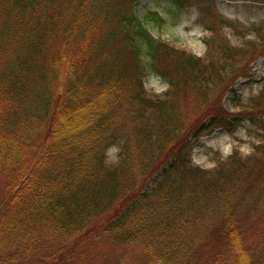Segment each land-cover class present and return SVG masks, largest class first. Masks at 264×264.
I'll return each instance as SVG.
<instances>
[{
	"label": "trees",
	"instance_id": "1",
	"mask_svg": "<svg viewBox=\"0 0 264 264\" xmlns=\"http://www.w3.org/2000/svg\"><path fill=\"white\" fill-rule=\"evenodd\" d=\"M138 2L0 0V169L9 175L0 264H74L58 259L63 244L46 247L58 236L81 240L87 227L144 239L151 256L140 264H152V245L187 231L200 208L208 216L194 264H264V246L251 239L264 232V91L237 112L224 106L264 39L234 48L216 33L195 57L153 37L148 24L161 17L140 15ZM147 70L167 82L162 95L147 94ZM120 117L133 130L124 139ZM244 120L262 132L251 154L234 150L213 171L192 164L201 134L232 133ZM213 182L228 186L218 192ZM6 240L13 248L2 253Z\"/></svg>",
	"mask_w": 264,
	"mask_h": 264
},
{
	"label": "rangeland",
	"instance_id": "2",
	"mask_svg": "<svg viewBox=\"0 0 264 264\" xmlns=\"http://www.w3.org/2000/svg\"><path fill=\"white\" fill-rule=\"evenodd\" d=\"M137 10L140 15L147 12H157L160 15V25H156L154 21L148 24L153 37L177 49H184L186 53L199 58L207 55L209 47L206 41L211 40L216 33L225 36L234 48L241 47L246 41H253L260 46L259 43L264 39V0H139ZM253 57L247 67L246 76L236 80L233 91L224 99V106L230 112L246 108L264 91V49ZM143 85L149 96L162 95L168 89L167 82L150 70H147ZM260 116L264 117V111ZM122 121L121 117L117 120L115 132H118L116 134L118 138L124 139L133 130L124 129ZM257 134L262 132L248 120H244L232 133L223 128L203 133L192 150V164L213 171L218 162L226 160L234 150H237L241 157H246L251 154L253 145L260 141V136ZM143 151L146 152L144 148ZM116 152L117 147L114 145L107 148L108 164L117 161ZM256 159L258 158L252 159L251 162ZM207 175H212V172H208ZM207 175L202 178L203 182L207 183L211 178ZM8 178L6 170L1 168L0 193L6 186ZM227 186L228 182H213L208 187L220 192ZM213 202L214 200L211 201ZM211 208L215 209V207ZM259 209L260 219L256 222V230L261 232L264 228V189L259 196ZM113 215L114 213L109 211L97 220H108ZM197 215L198 218L187 231L152 245V264H194L198 258L200 260V252L196 254L195 252L199 237L198 224L206 216L203 208L198 210ZM87 229L88 227L86 236L81 240L72 239L63 243V236H58L48 244L47 251L54 244H63L64 250L58 259H70L74 264H140L147 260V256H151L150 252L145 250L144 239L123 240L120 236L103 233L100 229ZM6 237L8 238L9 235ZM251 239L259 240L264 246V232ZM9 241L3 243L2 253L10 252L13 248L9 247ZM217 241L218 236L215 234L210 244L216 245ZM180 245L181 247L178 248Z\"/></svg>",
	"mask_w": 264,
	"mask_h": 264
}]
</instances>
